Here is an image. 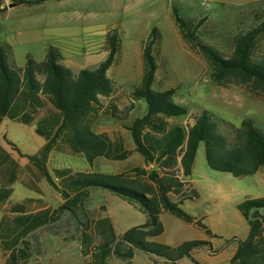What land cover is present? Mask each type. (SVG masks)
I'll return each instance as SVG.
<instances>
[{"label":"trees","instance_id":"1","mask_svg":"<svg viewBox=\"0 0 264 264\" xmlns=\"http://www.w3.org/2000/svg\"><path fill=\"white\" fill-rule=\"evenodd\" d=\"M43 0H0V14L9 7L37 4ZM176 23L191 50L201 55L212 69L217 84H236L251 94L264 97V52L259 43L264 35V5L249 13L251 25L236 34L231 54L226 55L201 35L204 18L191 19L174 8ZM161 39L154 26L142 46L143 76L139 84L128 91L129 102L122 105L117 94L119 84L109 75L121 51L118 27L107 32V56L97 65L74 70L66 65L57 48L51 46L44 60L37 61L28 54L24 65H18L10 43L0 44V126L5 118L31 124L46 142L34 154L28 155L30 167L44 177L60 194L57 207L42 205L41 198L4 206L13 189L19 163L1 149L5 168L0 175V247L6 264H28L32 258L29 236L39 228L55 223L69 212L81 227V252L85 264H109L112 256L131 264L137 250L164 258L165 264L189 257L201 264L192 254L208 242L186 240L172 246L150 238L161 235L164 225L160 215L164 211L206 228L181 206L187 199L198 197L190 177L198 148L205 144V153L212 169L230 172L237 177L254 174L264 167V130L247 118L236 126L217 117L209 110L192 117V122L175 123L170 119L186 116L190 110L175 100L177 87L155 89L158 71L157 49ZM145 98L147 112L126 125L133 147L123 137H112L97 131L94 123L99 114L126 120L136 107V100ZM17 149V145L8 139ZM70 149L83 155L90 163L99 157L124 160L133 152L142 155L144 165L129 170L106 173L96 170L56 168L48 169L53 151ZM11 165V166H10ZM103 188L120 196L147 214V221L118 234L109 216L91 219L85 203L92 189ZM36 190H39L36 187ZM249 221L251 232L240 239L231 257L232 264H264V196L246 198L238 205Z\"/></svg>","mask_w":264,"mask_h":264},{"label":"rangeland","instance_id":"2","mask_svg":"<svg viewBox=\"0 0 264 264\" xmlns=\"http://www.w3.org/2000/svg\"><path fill=\"white\" fill-rule=\"evenodd\" d=\"M262 5L264 0H76L62 7L64 19L61 24L65 30L59 36L14 37V25L19 23V19H14V12L2 13L0 44L10 43L18 65H24L28 54L37 61L44 60L41 51L46 39L54 38L69 53L90 47L89 51L71 57L80 68H85L95 63L96 58L89 57L90 54H98L106 49V32L116 25L121 30V51L108 73L121 87L116 96L124 105L129 102L128 91L139 84L143 76V42L152 28L158 26L161 39L157 49L158 71L154 88L177 87L175 100L190 110L186 116L171 118L172 122L186 124L192 122L196 114L209 110L236 126H241L242 121L249 118L264 130V97L253 95L240 85L217 84L207 61L187 45L174 14L176 7L185 17L196 20L204 18L200 35L229 55L236 34L251 25L252 17L247 13ZM259 47L264 52V35ZM147 110L146 99L138 98L128 119L118 120L99 114L94 128L108 132L114 138L123 137L127 146L133 147L126 125ZM8 139L17 145V149L8 143ZM0 140L9 148L8 153L14 159L18 158V163L20 160L27 161L19 163L17 178L9 185L13 192L4 206L24 202L28 198L43 200L33 203V207L60 205L62 198L59 192L35 168L29 166L28 155L37 153L46 142L37 133L36 122L24 124L5 118L0 126ZM137 165H144L143 157L138 152H133L124 160L99 157L90 163L83 155L74 154L67 148L53 151L48 161V169L53 175L56 168L116 173ZM189 180L197 190L198 197L185 200L181 206L195 220H201L206 228L164 211L160 215L164 232L150 239L172 246L186 240H205L208 243L193 252L201 264H232L231 257L239 240L246 239L251 232L250 223L238 205L246 198L264 196V167L242 177L212 169L202 142ZM85 207L91 219L109 216L118 234L148 219L144 211L103 188L92 189ZM2 215L0 210V219ZM29 238L33 244V255L28 264H63L62 256L65 253L66 264H85L86 259L81 252V227L69 212L64 213L57 222L34 231ZM163 260L161 256L149 255L138 249L131 264H165L161 262ZM177 263L198 264L189 257ZM0 264H6L1 247ZM109 264H126V261L112 256Z\"/></svg>","mask_w":264,"mask_h":264},{"label":"crops","instance_id":"3","mask_svg":"<svg viewBox=\"0 0 264 264\" xmlns=\"http://www.w3.org/2000/svg\"><path fill=\"white\" fill-rule=\"evenodd\" d=\"M4 4L10 5L11 0H3ZM76 0H43L40 3L27 5V4H21L13 7H9V9L4 12L5 13H11L14 12V19L18 18L19 22L18 28L17 25H14V37L17 38H35L40 36H59L64 32L65 28L62 27V20L64 19V14L62 12V7H65L68 2H72ZM78 1V0H77ZM2 16V14H0ZM21 23V24H20ZM116 26V25H113ZM121 26V25H120ZM112 27V26H111ZM109 30V29H108ZM107 30V32H108ZM121 31V30H120ZM106 32V34H107ZM105 35V34H104ZM51 46H54L57 48L58 52L60 53V56L62 58V61L72 67L74 70H80L78 66V62L74 60V58H71L74 55H78L79 53H83L85 50L89 51L90 47L88 49H82L80 52H72L69 53L62 44L57 43L54 38H51L50 40L46 39L42 43V57L43 59L46 57L48 50ZM108 53L107 48L104 49L101 53L98 54H90L89 57H95L94 65H97L100 61L106 58ZM77 58V57H76ZM89 66V67H92ZM1 149L8 152L9 149L4 143L0 140V173L1 169L7 167L4 165V160L2 158ZM16 157L15 155H13ZM13 158V157H12ZM18 159V158H16ZM27 161H19V163L23 164ZM5 180L3 176L0 175V186L5 184ZM264 212V210H262ZM199 249V248H198ZM195 249V250H198ZM194 250V251H195ZM193 251V252H194ZM192 252V254H193ZM61 258V255H59ZM63 258V264H66V253L62 256ZM61 261H59L60 263Z\"/></svg>","mask_w":264,"mask_h":264}]
</instances>
